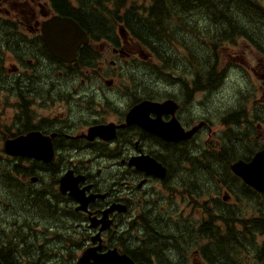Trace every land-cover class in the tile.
I'll return each mask as SVG.
<instances>
[{
    "label": "flooded vegetation",
    "instance_id": "obj_1",
    "mask_svg": "<svg viewBox=\"0 0 264 264\" xmlns=\"http://www.w3.org/2000/svg\"><path fill=\"white\" fill-rule=\"evenodd\" d=\"M148 3L0 0L1 264H77L87 252L96 256L111 251L136 264H157L159 247L174 264H208L207 255L223 262L213 251L200 253L196 246H206L208 239L194 231L209 209L226 213L238 231L240 201L224 186L208 192L207 173L226 167L220 153L225 144L235 143L222 140L238 128L224 121L231 115L228 110L246 106L253 111L255 105L264 110V99L239 96L213 113L208 105L214 87L196 82L190 68L181 73L174 67L168 80L161 77V61L142 42V34L105 16L119 4ZM97 8L104 26L91 33L87 18ZM57 17L73 19L87 31L74 59L56 56L46 42L44 27ZM258 62L254 73L263 78L264 61L259 57ZM232 74L238 80L252 77L240 66L229 69L226 77ZM262 88L255 87L254 95ZM167 100L175 102L169 111H151L147 122L129 124L135 106ZM155 120L170 130L181 128L188 137H161L146 127L152 128ZM33 132L52 146L51 160L6 150V141ZM149 158L155 161L154 173L140 168ZM232 163L227 164L231 177ZM65 174L74 180L83 202L70 190L61 191ZM7 176L18 178L19 188L29 194L44 192L45 210L32 209V201L26 208H13ZM115 205L121 209L108 212ZM225 234L228 249L229 244L236 247ZM159 237L167 241L160 243ZM145 254L151 262L139 260Z\"/></svg>",
    "mask_w": 264,
    "mask_h": 264
},
{
    "label": "trees",
    "instance_id": "obj_2",
    "mask_svg": "<svg viewBox=\"0 0 264 264\" xmlns=\"http://www.w3.org/2000/svg\"><path fill=\"white\" fill-rule=\"evenodd\" d=\"M111 1L123 3L128 0ZM261 2V0H149L148 5L119 4L113 9L108 8L105 16L115 20V24L123 23L133 34H142L140 37L142 42L162 63L159 68L161 77L168 80L169 69L172 70L174 67L181 73L190 68L195 81H202L203 85L211 89L222 83L228 74L229 66L233 65L230 62H222L224 56L230 55L225 49L228 43L236 44L238 40L246 39L254 49L252 53L264 61V4ZM120 10L126 12H119ZM94 11L96 12L88 15L87 19L90 22L88 26L91 33H99L101 32L99 27L102 28L99 17L104 16L98 8ZM181 49H184L185 53L181 52ZM183 60H187L188 65L180 66L178 62L182 63ZM228 112L231 115L225 116L224 121L238 124V128H234L229 137L222 140L235 143L224 145L220 153V157L224 159L220 160L226 161V167L219 170L213 167V174L207 173L206 189L215 193L220 186H224L239 197L240 228L237 231L226 213L209 209L199 225L201 227L194 231L195 235H206L207 245L196 247L200 249L201 254H204L205 250L213 251L215 256L223 258V262L218 263L217 257L207 255L208 264H264V193L254 190L235 174L232 177L227 175L228 163L241 158L248 160L257 151L264 150V131L261 133L258 128L259 124L264 128V110L255 105L253 111L241 106L238 110L229 109ZM209 155L215 157L214 152ZM20 185L18 178L7 176L9 202L14 205L13 208H26L32 201V209L45 210L47 207L45 193L35 191L31 195L20 189ZM195 185H198L197 181ZM208 208H211L210 205ZM194 229L195 226L192 230ZM224 230L237 244L236 247L229 244L228 249L226 234L223 235ZM157 232L159 236L162 235L161 232ZM157 241L162 243L159 239ZM156 251L157 264L175 263L169 256L162 255L161 247L156 248ZM235 252L236 255L233 256ZM139 260L151 262L150 254L143 255Z\"/></svg>",
    "mask_w": 264,
    "mask_h": 264
},
{
    "label": "water",
    "instance_id": "obj_3",
    "mask_svg": "<svg viewBox=\"0 0 264 264\" xmlns=\"http://www.w3.org/2000/svg\"><path fill=\"white\" fill-rule=\"evenodd\" d=\"M49 25V26H48ZM120 28V32H123ZM45 38L48 46L58 57L64 59H74L76 57L77 48L80 44L87 41V31L81 25L69 18L57 17L49 21L45 25ZM175 104L173 100H167L164 103H154L145 101L141 105L135 106L128 115L129 124L141 123L148 121L147 113L154 111L161 115L163 112L169 111L171 105ZM153 127L146 126L151 131L159 134L165 139H182L187 138L188 135L183 130H170L167 126L161 125L154 121ZM100 133L99 130H95ZM171 134V136H170ZM46 137L40 133L33 132L26 136L18 137L14 140L6 141V150L12 154L28 155L49 161L53 157V148L50 143L45 140ZM155 161L149 158V163L140 168L153 172L152 168ZM232 171L239 176L247 185L255 190L264 193V150L257 151L251 160L245 161L240 159L231 165ZM154 173V172H153ZM60 189L62 192L70 190V194L75 196L79 201L83 202L81 195L76 190L74 180L70 175L65 174L61 178ZM81 209H87L86 204L80 206ZM115 209H121L119 205H115L108 210V212ZM94 225V224H93ZM91 257L94 261L91 262ZM1 264V262H0ZM77 264H136L129 257L119 255L116 251H111L103 255L92 256L87 252L82 255ZM143 264V263H139Z\"/></svg>",
    "mask_w": 264,
    "mask_h": 264
},
{
    "label": "rangeland",
    "instance_id": "obj_4",
    "mask_svg": "<svg viewBox=\"0 0 264 264\" xmlns=\"http://www.w3.org/2000/svg\"><path fill=\"white\" fill-rule=\"evenodd\" d=\"M128 2L140 4L144 2V0H128ZM145 2H149V0H145ZM225 49L230 53V55L224 56L222 62L225 63V61H227L235 66H240L244 71L246 69L250 72L252 77L238 80L231 75L229 79L227 77L223 78L222 84H218L214 87V89L209 90L212 92V94L209 95V98L211 97L212 100L208 107L213 113L217 112L223 105L226 107L232 104L239 96H241L242 93L249 94V92L256 86H262L263 88L261 92L253 96L258 100L264 99V80L262 77H257L254 73L260 69V64L257 58L258 55L252 54V52H254L253 47L246 39H241L238 40L236 44L232 42L228 43L225 46ZM181 52L185 53L184 49H181ZM178 63L180 64V62ZM161 64L162 63L159 62V65ZM159 86L163 87L164 85L160 84ZM213 129L219 131L222 128L214 125ZM260 131L263 133L264 128H260ZM1 204L2 201H0V211H2L3 208ZM191 214L199 216L198 213H195L194 211H192ZM160 241H167V239L160 238Z\"/></svg>",
    "mask_w": 264,
    "mask_h": 264
},
{
    "label": "bare ground",
    "instance_id": "obj_5",
    "mask_svg": "<svg viewBox=\"0 0 264 264\" xmlns=\"http://www.w3.org/2000/svg\"><path fill=\"white\" fill-rule=\"evenodd\" d=\"M264 80V79H263Z\"/></svg>",
    "mask_w": 264,
    "mask_h": 264
}]
</instances>
